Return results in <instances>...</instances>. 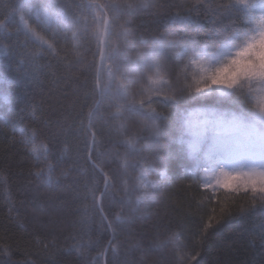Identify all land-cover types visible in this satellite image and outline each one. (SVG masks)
Instances as JSON below:
<instances>
[{"label":"snow or ice","instance_id":"6c2138e0","mask_svg":"<svg viewBox=\"0 0 264 264\" xmlns=\"http://www.w3.org/2000/svg\"><path fill=\"white\" fill-rule=\"evenodd\" d=\"M0 58L17 73L0 79L23 93L5 97L2 123L28 157L0 166V187L44 252H74L76 264H200L152 211L174 160L220 205L216 225L227 216L221 192L247 197L264 250V0H0ZM38 74L51 77L40 93ZM60 238L72 243L61 249ZM10 239L0 231V264Z\"/></svg>","mask_w":264,"mask_h":264},{"label":"trees","instance_id":"16d2710c","mask_svg":"<svg viewBox=\"0 0 264 264\" xmlns=\"http://www.w3.org/2000/svg\"><path fill=\"white\" fill-rule=\"evenodd\" d=\"M141 22L142 20H137L133 24L135 26ZM16 75L15 69L6 68L0 58V77L6 76L11 79ZM38 78L44 85L43 88H35V91L40 93L50 87L51 77L45 78L38 74ZM6 96H10L16 103L22 102L23 99L20 89L13 91L10 85L0 79V166L6 163L16 165L19 161L28 159L19 146L16 148L11 146V129L5 128L2 123L12 115L10 106L5 103ZM158 110L164 111L166 115L172 112L171 109ZM168 167L169 175L175 178L174 182L167 189L163 202L152 211L159 212L161 216L167 214L168 218L164 223L171 226V233L178 234V238L188 245L184 251L189 254L198 252L196 259L200 264H264V250L260 248L259 239L253 238L251 234L253 226L258 225L257 217L248 211H242L249 208V199L242 194H231L226 198L221 192L219 197L226 205L227 216L223 223L216 225V220L221 216L220 205L209 202L210 193L197 188L190 178L185 176L182 162L174 160ZM16 171L17 169H14V172ZM21 171L24 173L23 176L14 174L12 177L13 193L17 185L25 179L28 166L25 165ZM4 195L5 190L0 187V231L8 230L11 237L9 243L13 245L9 264H48L52 260H59L60 264H76L77 256L74 252L61 253L55 249L44 252L37 243L42 237L28 234L31 227L25 210L21 209L19 214L16 211L9 214L5 208ZM213 208L216 209L215 214L212 212ZM210 216H214L212 223L216 226L209 229L208 239L201 245L198 243L199 233ZM137 230L143 231L141 225H137ZM71 243L60 238L59 247L63 249ZM95 255L96 253L92 252V256ZM137 255L139 256V253ZM161 255H170V250ZM152 258L159 259L160 255L153 253ZM3 259L8 257L0 255V260ZM191 264H195V261H191Z\"/></svg>","mask_w":264,"mask_h":264}]
</instances>
